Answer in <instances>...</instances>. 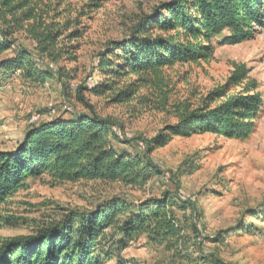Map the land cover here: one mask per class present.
<instances>
[{
  "label": "trees",
  "instance_id": "trees-1",
  "mask_svg": "<svg viewBox=\"0 0 264 264\" xmlns=\"http://www.w3.org/2000/svg\"><path fill=\"white\" fill-rule=\"evenodd\" d=\"M62 2L0 0V77L55 81L70 105L68 116L32 124L13 149L0 150V211L30 178L142 187L162 174L150 153L174 136L210 133L245 139L253 132L264 99L243 63L233 64L225 84L208 91L199 104H173L176 122L145 141L141 154L113 145L112 138H120L111 128L114 123L96 113L90 96L166 111L172 90L166 69L208 61L215 44L254 38L264 30V0L162 1L142 14L125 38L104 43L94 63L98 81L75 85L82 14L72 17ZM231 88L237 91L230 94ZM193 206L167 190L140 200L112 196L66 210L31 234L0 240V264H127L121 253L140 238L175 252L188 240L185 229L198 235L196 224L180 223L175 209ZM10 220L0 214V221ZM210 264L224 263L212 256Z\"/></svg>",
  "mask_w": 264,
  "mask_h": 264
},
{
  "label": "rangeland",
  "instance_id": "rangeland-1",
  "mask_svg": "<svg viewBox=\"0 0 264 264\" xmlns=\"http://www.w3.org/2000/svg\"><path fill=\"white\" fill-rule=\"evenodd\" d=\"M162 1L63 0L62 5L72 9V17L82 14L78 16L82 34L77 78L72 85L98 81L94 63L104 43L125 38L141 15ZM236 63L248 67L264 99V30H260L254 38L234 45L215 44L208 61L166 69L172 89L166 111L146 110L134 102L113 104L103 97L90 96V101L97 114L114 123L111 128L120 138H112L113 145L129 154H141L145 141L165 124L176 122L173 104H199L208 91L225 84ZM236 91L231 88L230 94ZM69 109L55 81L31 83L18 74L0 77V150L13 149L28 126L61 114L68 116ZM149 157L162 174L142 187L99 181L54 183L45 176L28 179L0 211L11 217L0 221V240L31 234L66 210L88 208L112 196L140 200L167 190L175 199L193 203V208L175 211L180 223L196 224L198 235L185 229L188 240L175 252L140 238L121 253L127 264H210L212 256L224 264H264V105L245 139L210 133L174 136L154 148ZM103 264H114V260Z\"/></svg>",
  "mask_w": 264,
  "mask_h": 264
}]
</instances>
